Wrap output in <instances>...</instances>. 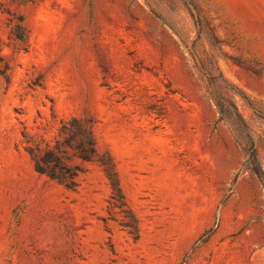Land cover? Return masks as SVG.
I'll return each mask as SVG.
<instances>
[{
    "label": "rangeland",
    "instance_id": "374dc122",
    "mask_svg": "<svg viewBox=\"0 0 264 264\" xmlns=\"http://www.w3.org/2000/svg\"><path fill=\"white\" fill-rule=\"evenodd\" d=\"M72 115L138 237L99 164L35 171L23 133ZM0 264H264V0H0Z\"/></svg>",
    "mask_w": 264,
    "mask_h": 264
},
{
    "label": "trees",
    "instance_id": "16d2710c",
    "mask_svg": "<svg viewBox=\"0 0 264 264\" xmlns=\"http://www.w3.org/2000/svg\"><path fill=\"white\" fill-rule=\"evenodd\" d=\"M17 38L25 40L26 30L23 19L16 28ZM25 150L29 154L36 172L63 185L76 190L80 178L92 164H99L111 185L108 201V216L103 220L118 221L128 232L138 237L139 221L127 202L123 192L115 161L109 152H100L95 134V119L90 116L72 115L62 118L53 139L34 138L23 133ZM262 178L263 172L257 164L254 169Z\"/></svg>",
    "mask_w": 264,
    "mask_h": 264
}]
</instances>
